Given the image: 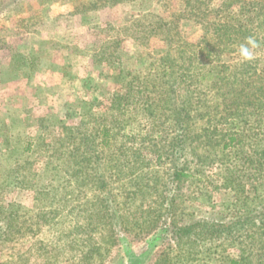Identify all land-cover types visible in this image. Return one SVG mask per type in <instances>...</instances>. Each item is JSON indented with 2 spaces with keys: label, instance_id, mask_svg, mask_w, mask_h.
Instances as JSON below:
<instances>
[{
  "label": "trees",
  "instance_id": "trees-1",
  "mask_svg": "<svg viewBox=\"0 0 264 264\" xmlns=\"http://www.w3.org/2000/svg\"><path fill=\"white\" fill-rule=\"evenodd\" d=\"M210 2L184 0V15L202 24L195 42L178 35L175 18L138 30L137 21L131 24L133 38L143 32L144 39L156 35L164 44L162 54L150 53L146 47L138 53L144 68L136 67V56L129 64L119 63L117 38L108 42L115 49L106 52L109 44H103L100 49L108 55L107 63L118 65L113 81L123 87L111 100L108 113L100 115L89 108L77 125H62L63 134L46 143L44 118L38 119L36 137L27 136L21 148L11 131L5 137L8 148L2 154L0 189L9 185L35 189L40 214L52 224L61 222L73 197L88 198L85 204L99 206L92 213L102 233L92 253H84L87 259L97 254L98 264L115 242L113 223L123 217L119 207L112 210L108 205L116 196L123 198V204L137 201L139 210L147 199L159 205L160 214H170L168 224L178 244L234 241L240 250L224 254L228 264H264V68L259 69L256 56L241 61L236 55L248 38L259 48L264 0H223L214 7ZM234 5L237 19L211 20ZM76 115L67 112L68 117ZM135 121L147 122L151 129L143 136L127 133V126ZM128 142L137 147L130 148ZM143 149L149 150V156ZM37 156L44 158L38 172L32 169ZM214 163L220 167L215 172L219 187L233 197L214 211L224 212V218L198 214L201 206L215 208L204 181L206 169ZM113 180L123 181L118 194L110 191ZM157 211L149 210L148 216ZM160 214L152 220L135 219L133 224L155 226ZM23 219L13 204L0 206V244L14 240ZM104 231L109 232L108 240Z\"/></svg>",
  "mask_w": 264,
  "mask_h": 264
},
{
  "label": "rangeland",
  "instance_id": "rangeland-1",
  "mask_svg": "<svg viewBox=\"0 0 264 264\" xmlns=\"http://www.w3.org/2000/svg\"><path fill=\"white\" fill-rule=\"evenodd\" d=\"M102 1L0 0V166L5 165L2 154L7 152L4 140L8 131L18 137L16 144L21 148L27 136L36 137L40 118L47 124L43 130L49 134L43 139L46 143L52 136L63 134L62 125L70 128L77 125L89 108L100 115L109 112L111 100L123 87L121 82L113 81L112 74L118 65L107 63L108 50L118 49L119 63L129 64L136 56L137 68L145 66L142 55H138L144 47L155 55L164 53V44L158 36L149 35L144 39L143 32L136 38L130 36L131 24L137 21L134 25L138 30L148 23L175 18L182 39L195 42L202 34V24L184 15V0ZM221 1L211 0L210 5H220ZM236 9L234 5L211 20L233 21L237 19ZM113 39L117 41L115 48L114 43H108ZM140 39L146 44H141ZM105 43L110 48L101 53L100 48ZM254 56L259 69L263 70L264 37L259 48L254 50ZM71 111L77 115L68 117L67 112ZM148 128L151 129V125L147 122L137 124L135 121L126 130L143 136ZM128 146L137 147V143L128 142ZM15 152L17 149L12 154ZM43 153H47L45 149ZM143 153L149 156L148 149H143ZM43 159L36 157L34 171L41 170ZM219 169L218 163L211 165L206 169L204 180L215 208L201 206L198 214L224 218V212L220 215L214 211H220L233 199L230 191L219 187L220 180L215 175ZM112 182L115 183L110 191L118 194L123 181ZM35 197L33 188L9 185L0 189V206L7 208L13 204L24 218L14 240L0 244V264H98L97 254L93 253L91 259L84 254L92 253L90 250L100 239L101 231L92 213L95 206L85 204L88 198L69 199L61 222L54 224L53 221L52 224L40 214ZM114 199L108 205L112 210L119 207L123 217L116 218V224L113 223L115 242L100 264H122L126 250L136 257L134 264H228L224 254L240 250L236 242L224 239L178 244L168 224L170 214L163 210L160 214L159 205L147 199L139 210L136 209L137 201L123 204L121 196ZM98 207L96 205L95 209ZM156 208L158 211L148 216V211ZM159 214L155 226L149 223L136 227L133 224L135 219L152 220ZM104 233L108 240L109 232Z\"/></svg>",
  "mask_w": 264,
  "mask_h": 264
},
{
  "label": "clouds",
  "instance_id": "clouds-1",
  "mask_svg": "<svg viewBox=\"0 0 264 264\" xmlns=\"http://www.w3.org/2000/svg\"><path fill=\"white\" fill-rule=\"evenodd\" d=\"M257 47V43L254 39L248 38V40L241 44L236 51V55L241 61L251 60L254 56V50Z\"/></svg>",
  "mask_w": 264,
  "mask_h": 264
},
{
  "label": "water",
  "instance_id": "water-1",
  "mask_svg": "<svg viewBox=\"0 0 264 264\" xmlns=\"http://www.w3.org/2000/svg\"><path fill=\"white\" fill-rule=\"evenodd\" d=\"M135 261H136V257L134 256L132 251H129V253L126 254L122 264H134Z\"/></svg>",
  "mask_w": 264,
  "mask_h": 264
}]
</instances>
